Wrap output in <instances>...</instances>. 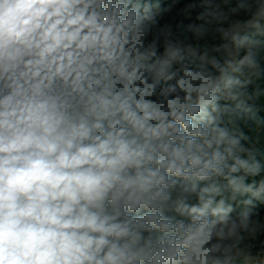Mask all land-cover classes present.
<instances>
[{
    "label": "clouds",
    "instance_id": "1",
    "mask_svg": "<svg viewBox=\"0 0 264 264\" xmlns=\"http://www.w3.org/2000/svg\"><path fill=\"white\" fill-rule=\"evenodd\" d=\"M0 264H264V0H0Z\"/></svg>",
    "mask_w": 264,
    "mask_h": 264
}]
</instances>
